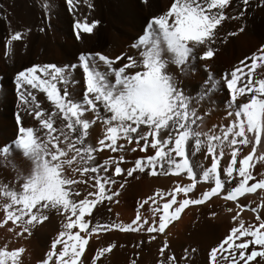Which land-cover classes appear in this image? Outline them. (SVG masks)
I'll return each instance as SVG.
<instances>
[{"label": "snow or ice", "instance_id": "obj_1", "mask_svg": "<svg viewBox=\"0 0 264 264\" xmlns=\"http://www.w3.org/2000/svg\"><path fill=\"white\" fill-rule=\"evenodd\" d=\"M66 2L69 10H73L74 0ZM248 4L249 0H242L238 9L242 15V8ZM233 5L234 0H172L165 12L148 21L145 35L132 45L139 50V58L118 55L115 61H121V65L113 68L115 61L106 55L98 52L82 55L80 66L85 74L86 87L78 100L72 98L66 89L61 93L58 88L59 83L69 82V74L63 68L43 64L17 72L15 87L21 101L18 107H22L38 126H21L14 144L0 146V155L5 160L13 151L21 150L33 165L28 175L20 177L23 180L20 190L0 186V196L5 198V202L0 203L4 213L0 224L10 220L19 228L15 235H31L32 229L48 220L49 211L55 209L62 217L61 230L40 264H83L81 256L94 234L112 229L165 233L166 227L189 205H201L213 196L222 195L224 200L242 209L238 197L257 189L264 190V178L255 179L251 172L254 160L264 161V72L253 78L257 68L264 69V49H259L247 65L241 61L242 67L234 68L223 78L231 97L229 106L234 104L235 107L228 113L233 117L231 124L222 128L219 135L202 130L201 116L179 87L176 76L167 70V65L173 64L184 73L197 55L201 60L212 59V45L220 31L218 26L226 19L236 18L228 12ZM97 24L95 20L90 23L77 20L74 25L78 30L76 38H81V32L91 34ZM21 39V31L11 33L5 44V55H10L13 42ZM197 48L199 53L195 52ZM97 59L112 72L114 83L108 80L106 73L97 71ZM209 81L212 87L216 86L211 77ZM32 90L45 95L50 102L47 108L41 107ZM241 97L244 99L238 100ZM16 121L21 124L22 117L17 115ZM93 126L102 129L94 144L89 142ZM121 140L127 145L135 143V147H127L120 143ZM202 145L206 146L211 164L196 172L194 167L201 166L190 164L189 154L200 151ZM225 146L231 149V163L223 168L222 176L218 164ZM241 146L249 151L238 160V153L243 152ZM257 146L262 150L260 155H256ZM137 148L140 152L150 148L152 153L134 158L127 167H122L123 155L118 158L109 156L102 163L97 160V155L104 149L118 153L135 152ZM146 170L152 176L184 173L190 183L177 185L167 194L157 191L141 202V206L149 201L157 205L151 212L154 217L158 215V220L149 222L137 212L130 224L97 223L90 227L87 217L91 216L96 205L104 200L111 201L117 195L115 191L109 194L106 187L115 183L112 177L122 173L133 177L134 173H145ZM102 172L107 175L101 176ZM250 180L254 182L249 185ZM88 181L93 183L88 184ZM199 181L212 186L198 197L189 198L188 194ZM81 185H87L82 197L77 190ZM178 193L184 194L179 200ZM165 195L169 198L160 204L157 198L163 201ZM251 211L257 212L258 208ZM239 217L237 211L232 217L235 226L211 249L213 264H219L220 260L224 264H249L256 257L260 258L256 264L264 261V222L245 227ZM255 219L259 221L260 217L257 215ZM249 244L258 245L260 250L247 251ZM113 247L109 244L98 249L92 264L111 252ZM167 247L165 241L159 248L163 259L157 264H177V259L165 252ZM24 251L23 247L13 250H7L6 245L0 247V264H21L19 257ZM100 264H103L102 260Z\"/></svg>", "mask_w": 264, "mask_h": 264}, {"label": "bare ground", "instance_id": "obj_2", "mask_svg": "<svg viewBox=\"0 0 264 264\" xmlns=\"http://www.w3.org/2000/svg\"><path fill=\"white\" fill-rule=\"evenodd\" d=\"M74 3V9L69 10L66 0H0V146L14 144L20 135L21 126H38L22 107H18L21 104L15 87L18 71L43 64H54L63 68L69 74V82L59 83L58 88L61 93L66 89L72 98L78 100L86 87L80 57L98 52L114 61L116 56L125 54L139 58V50L132 45L145 35L148 21L165 12L172 0H146V2L145 0H87V3L85 0H74ZM241 6L242 0H234V5L228 12L236 18L226 19L221 26H218L220 31L216 42L212 45L214 48L212 59L201 60L197 55L190 61L184 73H180L173 64L167 65V70L176 76L179 87L191 99L201 116L203 120L201 128L204 132L219 135L222 128L231 124L233 117L228 113L233 111L235 105L229 106L231 97L223 83V78L234 68L242 67L241 61L247 65L251 57L258 54L259 49H264V0H249L248 6L242 8L243 15L238 10ZM77 20L89 23L95 20L98 24L91 34L81 32V38L77 39L78 30L74 27ZM241 28L243 31L240 30ZM15 31L22 32V39L13 42L11 54L5 55L7 38ZM195 52L199 53L200 49L197 48ZM96 63L99 65L97 71L106 73L108 80L114 83V76L107 66L98 59ZM120 65L121 61H115L112 67L116 68ZM244 71H247L246 67ZM262 72L264 69L257 68L253 78L255 79L256 75ZM209 77L215 81V87L211 86ZM32 91L41 102V107L47 108L50 102L46 100L45 95L38 90ZM17 115L22 117L21 124H17ZM221 122H227V125L223 126ZM90 132L89 142L94 144L97 135L102 134V129L93 126ZM120 143L126 144L123 140ZM126 146L135 147V143ZM241 147L243 152L238 153V160L249 151L247 147ZM261 151L257 146L256 155H260ZM151 153L150 148L145 152H140L137 148L135 152L118 153L104 149L98 155H94H97L100 163L109 156L118 158L123 155L122 167H127L134 158H142ZM230 155L231 149L225 146L224 155L218 164V172H221L222 176L223 168L231 163ZM189 159L193 166L195 164L201 166L194 167L196 172L208 168L211 164L210 155L203 145L200 151L191 152ZM32 167V161L23 155L21 150L13 151L7 160L0 155V186L9 190H20L23 183L20 177L28 175ZM251 172L255 179L264 178V161L254 160ZM100 175L104 176L107 173L102 172ZM233 175L236 176L235 171ZM112 178L115 183L106 187L109 194L115 191L117 195L111 201L104 200L96 205L91 216L87 217L90 227L97 223L130 224L137 212L149 222L152 219L158 220V215L154 217L151 212V209L157 205L149 201L148 204L141 206V202L157 191L167 194L177 185L184 186L190 183L184 173L152 176L147 174V170L145 173H134L133 177L122 173ZM235 182L232 181L233 184ZM253 182L250 180L248 183L250 185ZM92 183L93 181H88V184ZM121 184L124 185L123 188L119 187ZM208 185L212 186L206 181H199L188 197H198L200 195L198 188ZM86 189L87 185L77 186L81 197L84 196ZM203 191L201 190L200 193ZM183 195L178 193L177 200ZM168 198L165 195L163 201L157 199L162 204ZM4 202L5 198L0 196V203ZM237 202L242 206L240 210L243 213L239 219L244 221L245 227L248 224L264 222V190L257 189L253 193H246L238 197ZM256 202L258 203L250 204ZM245 205L247 207H243ZM172 207L174 208L175 205ZM234 208H236L235 203L224 200L222 195H217L204 204L187 206L180 217L166 227L165 233L121 232L112 229L94 234L85 246L81 261L83 264H92L97 250L112 244L114 247L111 252L99 258L96 264H100L101 260L103 264H133V261L135 264H157L163 259L159 254V248L166 241L168 247L165 252L174 256L177 264H213L210 259L211 249L217 246L236 224L232 219L236 213L229 215L228 210H235ZM253 208H258V211H251ZM48 215V220L36 225L31 235L27 233L21 236L15 235L19 228L10 220L0 224V247L6 245L7 250L23 247L25 251L19 257L21 264H40L41 259L46 257L52 240L61 230L62 224V217L55 209L50 210ZM257 215L260 217L259 221L255 219ZM3 217L4 213L0 209V221ZM9 228L13 231H8ZM59 247L58 245L57 248ZM252 249L260 250L258 245L249 244L247 251ZM258 260L260 258L256 257L249 264H256ZM219 264L224 262L220 260ZM261 264H264V261H261Z\"/></svg>", "mask_w": 264, "mask_h": 264}, {"label": "rangeland", "instance_id": "obj_3", "mask_svg": "<svg viewBox=\"0 0 264 264\" xmlns=\"http://www.w3.org/2000/svg\"><path fill=\"white\" fill-rule=\"evenodd\" d=\"M223 122H224V121H223ZM223 122H221V124H223V126L227 125V122H226V123H223ZM203 187H204V188H203ZM203 187H199V188H198L197 191H198L199 194H201V193H200L201 190H202V191H203V189H204V191H205L206 189L208 190L211 186L208 185V186H203ZM205 188H206V189H205ZM257 201H258V200H257ZM258 202H259V201H258ZM258 202H256V203H250V204H251V205H254V204H257ZM234 209L236 210L237 208H234ZM235 210L232 209V211H229V215L232 214V213L235 214V213H237V211L240 212V216H241V214L243 213L240 209H237L236 212H235ZM235 215H236V214H235ZM228 220H229V219H228Z\"/></svg>", "mask_w": 264, "mask_h": 264}]
</instances>
